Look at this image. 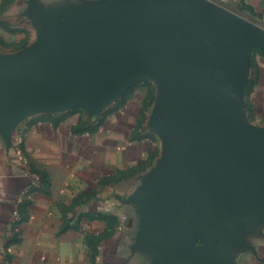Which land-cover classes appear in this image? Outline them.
Listing matches in <instances>:
<instances>
[{"label":"crops","instance_id":"crops-1","mask_svg":"<svg viewBox=\"0 0 264 264\" xmlns=\"http://www.w3.org/2000/svg\"><path fill=\"white\" fill-rule=\"evenodd\" d=\"M174 3L180 0H172ZM177 1V2H175ZM264 31V0H207ZM142 0H0V90L7 82L49 93L52 37L66 59L97 52L110 24L129 28ZM58 76L56 103L0 95V264H264V170L217 164L216 203L202 189L176 236L179 201L194 191L196 135L171 124V95L151 74L121 73L90 89ZM264 53L248 56L232 101L237 142L264 162ZM195 249V250H194Z\"/></svg>","mask_w":264,"mask_h":264},{"label":"water","instance_id":"water-1","mask_svg":"<svg viewBox=\"0 0 264 264\" xmlns=\"http://www.w3.org/2000/svg\"><path fill=\"white\" fill-rule=\"evenodd\" d=\"M48 47L55 66L43 67L40 73L48 79L49 93L7 82L0 95L14 92V107L17 100L27 97L56 103L61 92L58 76L70 70L79 76L76 84L94 94L121 73L130 77L151 74L164 81L171 95L170 123L186 135L194 133L202 149L189 167L193 193L168 201L169 212L177 210L175 236L193 251L181 224L202 189L220 202L213 185L216 165L231 171L238 165L250 175L264 170L263 161L252 163L247 151L237 145L244 134L234 128L232 109L250 52L256 47L264 50V31L207 0H158L133 18L129 28L110 24V40L97 42L93 55L61 57L54 37Z\"/></svg>","mask_w":264,"mask_h":264},{"label":"rangeland","instance_id":"rangeland-1","mask_svg":"<svg viewBox=\"0 0 264 264\" xmlns=\"http://www.w3.org/2000/svg\"><path fill=\"white\" fill-rule=\"evenodd\" d=\"M155 1L158 0H144V5H152L155 3ZM178 1V0H177ZM175 1V2H177ZM253 23V21H251ZM256 49L258 50V52L264 53V50L256 47ZM252 101L254 103V105L256 106V108H261L263 107L262 105L264 104V81L260 82L259 84H257V86L254 89L253 95H252Z\"/></svg>","mask_w":264,"mask_h":264},{"label":"trees","instance_id":"trees-1","mask_svg":"<svg viewBox=\"0 0 264 264\" xmlns=\"http://www.w3.org/2000/svg\"><path fill=\"white\" fill-rule=\"evenodd\" d=\"M263 54V53H262Z\"/></svg>","mask_w":264,"mask_h":264}]
</instances>
